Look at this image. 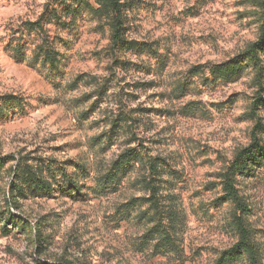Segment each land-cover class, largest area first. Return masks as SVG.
Instances as JSON below:
<instances>
[{
    "label": "rangeland",
    "instance_id": "obj_1",
    "mask_svg": "<svg viewBox=\"0 0 264 264\" xmlns=\"http://www.w3.org/2000/svg\"><path fill=\"white\" fill-rule=\"evenodd\" d=\"M88 2L0 0V264H217L238 241L223 174L258 124L264 146V106H253L264 98V54L262 71L250 66L235 83L209 67L258 41L262 0H119L132 50L113 44L111 14ZM134 147L170 163L185 217L178 255L156 250L140 210L128 217L131 198L146 195L133 184L144 171L116 192L92 191ZM31 171L50 193L27 191L18 177ZM237 188L264 264V166Z\"/></svg>",
    "mask_w": 264,
    "mask_h": 264
},
{
    "label": "trees",
    "instance_id": "obj_2",
    "mask_svg": "<svg viewBox=\"0 0 264 264\" xmlns=\"http://www.w3.org/2000/svg\"><path fill=\"white\" fill-rule=\"evenodd\" d=\"M93 1L105 13L111 14L113 44L115 46H127L129 50L136 49L138 44L123 39L121 33L123 29L121 18L123 6L119 4V0ZM72 2L77 3L78 6L83 4V2L89 5L88 0H72ZM262 4L264 6V0H262ZM72 6L74 5H69L68 8L63 9L61 16H59L57 9L53 10V19L62 22L63 18L70 16L72 12L70 8ZM90 8L95 12L93 7ZM33 25L39 29L43 28L41 19L33 23ZM261 54H264V24L257 42L235 58L209 67V75L216 81L235 83L250 66L257 69L258 72L262 71ZM194 71L195 69L191 70L192 73ZM253 106L254 110H260V107L264 106V98L260 95ZM258 128L263 130V127L258 124L254 130L252 143L237 153L223 174L225 198L234 204L237 211L234 225L238 241L234 246L222 253L217 264H238L241 261H245L247 264H262L261 253L254 240L253 231L246 222V216L250 214V209L248 204L243 201L237 188L238 178L248 174L255 167L264 166V146L260 144L256 137ZM3 164L4 161L0 159V167ZM141 171H144L143 178L141 180L136 179L133 184L142 186L141 188L146 192V195L139 199L135 196L131 198L129 208H126L128 217L134 216L131 213L132 211L140 210L138 218L139 220L141 218L148 220L151 227L146 232V235L151 237L150 240H156V250L163 256L169 254L178 255L182 251L185 217L182 208L178 205L172 193L169 192L172 186V169L166 158L145 156L144 153L139 152L135 147L128 149L113 161L107 173L97 179L96 186L92 191L96 194L105 191L116 192L132 173ZM18 178H22V182L28 187L27 191L33 194L41 195L52 191V188L44 182L43 177L33 171L29 173L23 172ZM75 185L79 186L77 182ZM14 188L16 192H22L21 186H14ZM74 188L76 189V187ZM65 191L66 189H62L60 192L63 193ZM76 192H79V190L76 189ZM143 209L144 211L142 212L141 210ZM123 213L125 214V212ZM12 224L17 227L19 223L12 222ZM19 228L27 231V229H24L23 224H20ZM5 230V235L11 233L7 228Z\"/></svg>",
    "mask_w": 264,
    "mask_h": 264
}]
</instances>
